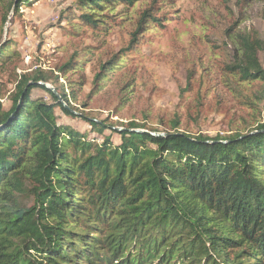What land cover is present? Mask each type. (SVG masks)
Masks as SVG:
<instances>
[{"label":"trees","instance_id":"1","mask_svg":"<svg viewBox=\"0 0 264 264\" xmlns=\"http://www.w3.org/2000/svg\"><path fill=\"white\" fill-rule=\"evenodd\" d=\"M33 1L11 0L9 8ZM133 1L77 0L64 19L98 28L107 13ZM160 21L144 11L130 46ZM242 39L241 59L231 69L241 83L264 84V41ZM13 46L0 51V63L15 55ZM116 58L96 80L117 69ZM55 79L24 75L10 108L0 104V264H104L97 243L113 264H171L174 254L172 264H264V124L247 135L215 138L137 122L120 131L80 114ZM41 83L54 86L68 108ZM58 110L91 132L60 123ZM94 220L109 233L87 224Z\"/></svg>","mask_w":264,"mask_h":264},{"label":"rangeland","instance_id":"2","mask_svg":"<svg viewBox=\"0 0 264 264\" xmlns=\"http://www.w3.org/2000/svg\"><path fill=\"white\" fill-rule=\"evenodd\" d=\"M10 1L0 0V51L13 45L15 50L0 63L5 110L22 76L44 72L58 77L56 86L80 114L118 129L137 122L161 132L176 128L215 138L247 135L264 124V84L241 83L231 69L241 59L242 38L264 41V0H134L130 7L118 5L107 13V23L98 28L66 22L64 12L77 0H35L19 11L10 10ZM146 10L161 25H148L130 46ZM114 56L117 69L105 70L96 80L101 66ZM259 58L264 63V52ZM35 95L50 101L41 91ZM57 114L60 123L91 132L83 120ZM113 140L119 143L118 136ZM108 217L107 223L112 222ZM87 224L109 233L100 222ZM95 246L106 258L104 264L116 261L103 243ZM161 251L157 249L156 260ZM237 252L233 249L231 255ZM175 260L174 254L171 264Z\"/></svg>","mask_w":264,"mask_h":264},{"label":"water","instance_id":"3","mask_svg":"<svg viewBox=\"0 0 264 264\" xmlns=\"http://www.w3.org/2000/svg\"><path fill=\"white\" fill-rule=\"evenodd\" d=\"M42 86L48 88L49 90H51L58 98V102L60 104H63L66 108H68L67 104L64 103L63 99L61 98V96L58 94V92L56 91L55 88L53 87H50L49 85L45 84V83H41ZM120 131H122L121 129H119ZM153 135H156V136H165L166 134H157V133H154Z\"/></svg>","mask_w":264,"mask_h":264}]
</instances>
